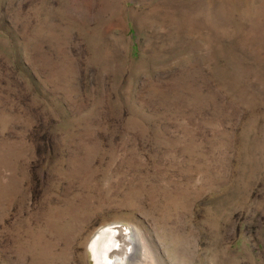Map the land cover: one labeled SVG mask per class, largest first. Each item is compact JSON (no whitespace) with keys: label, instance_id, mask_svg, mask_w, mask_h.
<instances>
[{"label":"rangeland","instance_id":"obj_1","mask_svg":"<svg viewBox=\"0 0 264 264\" xmlns=\"http://www.w3.org/2000/svg\"><path fill=\"white\" fill-rule=\"evenodd\" d=\"M264 264V0H0V264Z\"/></svg>","mask_w":264,"mask_h":264},{"label":"bare ground","instance_id":"obj_2","mask_svg":"<svg viewBox=\"0 0 264 264\" xmlns=\"http://www.w3.org/2000/svg\"><path fill=\"white\" fill-rule=\"evenodd\" d=\"M130 227L116 224L103 226L96 234L92 249L96 264H121L126 262L132 246Z\"/></svg>","mask_w":264,"mask_h":264}]
</instances>
